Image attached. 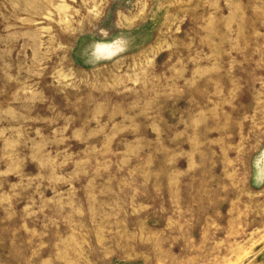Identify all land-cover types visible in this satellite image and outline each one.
<instances>
[{
    "label": "rangeland",
    "instance_id": "obj_1",
    "mask_svg": "<svg viewBox=\"0 0 264 264\" xmlns=\"http://www.w3.org/2000/svg\"><path fill=\"white\" fill-rule=\"evenodd\" d=\"M0 264H264V0H0Z\"/></svg>",
    "mask_w": 264,
    "mask_h": 264
}]
</instances>
